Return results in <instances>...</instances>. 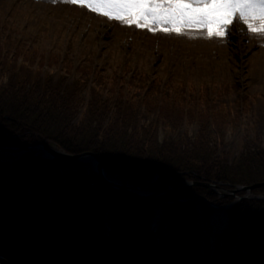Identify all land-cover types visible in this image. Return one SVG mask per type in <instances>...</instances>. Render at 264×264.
Returning a JSON list of instances; mask_svg holds the SVG:
<instances>
[{
	"label": "trees",
	"instance_id": "1",
	"mask_svg": "<svg viewBox=\"0 0 264 264\" xmlns=\"http://www.w3.org/2000/svg\"><path fill=\"white\" fill-rule=\"evenodd\" d=\"M11 34L5 51L0 44V145L21 147L49 139L68 153L90 151L108 174L134 186L161 175L151 186L154 192L177 188L185 180L220 182L228 189L264 181V147L245 144L234 158L220 151L223 131L238 118L213 110L207 88L194 106L185 107L175 97H154L159 80L142 99H128L115 91L109 76L98 72L87 91L91 66H79L70 81L65 65L56 78L43 75L35 68L38 50H22ZM199 101L202 109L195 106ZM185 124L195 131H182ZM3 159L0 152V175L8 177L0 178V223L37 233L67 255L101 245L104 255L116 246L119 253L139 249L146 263L158 257L162 264H262L264 259L262 199L242 200L224 210L233 197L218 199L209 189L191 186L168 192L160 199L171 202L162 203L111 189L87 165L68 159L57 165L31 154L15 162ZM259 193L264 194V186L252 190ZM195 196L219 208L202 199L177 201ZM159 207L168 233L153 246L146 230ZM104 215L109 233L102 227ZM219 228L222 233L210 235Z\"/></svg>",
	"mask_w": 264,
	"mask_h": 264
},
{
	"label": "rangeland",
	"instance_id": "2",
	"mask_svg": "<svg viewBox=\"0 0 264 264\" xmlns=\"http://www.w3.org/2000/svg\"><path fill=\"white\" fill-rule=\"evenodd\" d=\"M10 31L23 49L44 55L43 71L53 77L64 72V63L72 73L88 64L92 74L109 76L115 91L128 99L144 97L147 86L160 80L154 97H175L194 106L206 87L213 109L239 117L223 131L220 150L234 158L245 144L264 147V33L250 31L239 19H233L222 36L209 37L202 29L176 34L130 26L69 0H0V37ZM52 55H58V61L51 60ZM43 61L38 59V64ZM199 104L198 109L205 106ZM142 115L149 119L144 110ZM182 131L195 129L185 124ZM160 217V209L155 210L147 230L154 241L166 235ZM26 235L0 223V264H102L97 254L90 255V247L66 257L59 247L38 242L33 235L24 243ZM107 259L108 264H144L131 249Z\"/></svg>",
	"mask_w": 264,
	"mask_h": 264
},
{
	"label": "snow or ice",
	"instance_id": "3",
	"mask_svg": "<svg viewBox=\"0 0 264 264\" xmlns=\"http://www.w3.org/2000/svg\"><path fill=\"white\" fill-rule=\"evenodd\" d=\"M109 20L155 31L182 34L205 30L222 36L233 19L264 33V0H69ZM259 25L258 27L256 25Z\"/></svg>",
	"mask_w": 264,
	"mask_h": 264
},
{
	"label": "water",
	"instance_id": "4",
	"mask_svg": "<svg viewBox=\"0 0 264 264\" xmlns=\"http://www.w3.org/2000/svg\"><path fill=\"white\" fill-rule=\"evenodd\" d=\"M0 151L4 152L5 154H13L15 153L17 155L16 158H18L20 155L26 152H31L33 153L37 158L40 159H47V160H52L56 161L59 158H67L71 159L73 161L77 162H82L86 164H90L93 171L99 176L101 181L109 186L112 189L128 193L130 195H134L143 199H147L149 197H157L161 193H151L149 191V188L152 183L148 184L147 186L143 188L139 187H134L132 185L123 183L119 178H114L108 175L107 171L105 170L102 162L100 159L91 152H84L81 154H68L60 149H54L53 147H50L49 145L45 143H34L29 146L25 147H20V148H8V147H0ZM45 152L44 155H40L39 152ZM157 178V177H156ZM192 183H188L184 187H181L180 189L186 188L187 186L191 185ZM193 184H199V185H204L210 189H215L214 184L210 183H193ZM264 183H258V184H253L251 186H244V187H239L237 188L238 190H244L249 192L251 189L258 187L260 185H263ZM231 191L230 193L234 194L236 191ZM167 192V191H166Z\"/></svg>",
	"mask_w": 264,
	"mask_h": 264
}]
</instances>
